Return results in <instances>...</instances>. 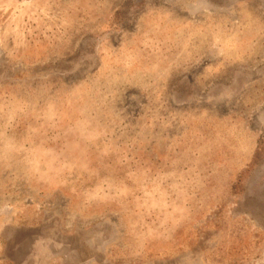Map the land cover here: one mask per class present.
<instances>
[{
  "label": "rangeland",
  "instance_id": "374dc122",
  "mask_svg": "<svg viewBox=\"0 0 264 264\" xmlns=\"http://www.w3.org/2000/svg\"><path fill=\"white\" fill-rule=\"evenodd\" d=\"M0 264H264V0H0Z\"/></svg>",
  "mask_w": 264,
  "mask_h": 264
}]
</instances>
